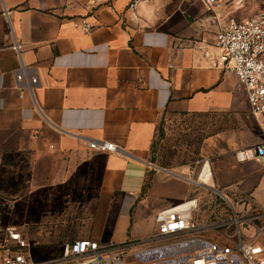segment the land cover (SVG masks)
I'll return each instance as SVG.
<instances>
[{
	"label": "crops",
	"instance_id": "1",
	"mask_svg": "<svg viewBox=\"0 0 264 264\" xmlns=\"http://www.w3.org/2000/svg\"><path fill=\"white\" fill-rule=\"evenodd\" d=\"M132 1L0 0V196H20L25 187L73 189L86 196L83 213L70 219L79 238L143 242L155 213L193 191L188 178L152 165L161 118L220 112L244 127L221 134V147L211 151L214 182L264 208V166L253 156L263 138L248 134L234 72L213 63L218 24L244 18L235 1L218 0L213 11L201 0H138L130 8ZM81 18L89 30L73 25ZM18 70L24 84L16 82ZM33 75L39 82L31 86ZM102 139L118 150L88 146ZM51 177L57 182L41 181ZM58 217L39 221L67 220Z\"/></svg>",
	"mask_w": 264,
	"mask_h": 264
},
{
	"label": "built area",
	"instance_id": "2",
	"mask_svg": "<svg viewBox=\"0 0 264 264\" xmlns=\"http://www.w3.org/2000/svg\"><path fill=\"white\" fill-rule=\"evenodd\" d=\"M138 0H133L134 8ZM218 0H201L213 11ZM84 31L90 23L74 20ZM213 45L218 49L214 65L232 70L244 93L248 113L263 138L253 146L255 160L264 166V10L242 19L230 18L218 24ZM20 44L12 48L20 52ZM208 55V51H204ZM18 84H24L21 70L15 72ZM38 76L29 78V85L38 84ZM88 146L97 151H116V144L107 140H91ZM193 186L213 195L204 219L195 218L200 198L192 196L158 210L155 228L147 240L100 242L93 238H76L61 244V253L51 258L31 261L23 251L28 247L15 225L0 230V264H264V246L257 242L263 228L253 235L246 226L264 215V208L255 205L249 193L229 196L215 186L211 159L200 162L195 177L187 179ZM208 204V201H207ZM240 205V211L236 206ZM225 207V211L219 208ZM255 214H254V213ZM240 224H244V231Z\"/></svg>",
	"mask_w": 264,
	"mask_h": 264
},
{
	"label": "rangeland",
	"instance_id": "3",
	"mask_svg": "<svg viewBox=\"0 0 264 264\" xmlns=\"http://www.w3.org/2000/svg\"><path fill=\"white\" fill-rule=\"evenodd\" d=\"M234 1L239 8V13L244 18L264 10V0ZM243 127V123L232 113L165 114L158 124L150 148V160L155 169H162V173L170 171L185 178H193L199 170L201 160L209 157L211 151L221 147V134L227 131L243 130ZM248 129L249 136H261L251 117ZM27 175V173L23 175L24 180H21L25 185H28L27 181H29ZM41 181L43 183L57 182V178L51 177ZM215 186L227 194L235 205L232 194L226 193L224 188H221L217 183ZM192 189V196L200 198V208L194 213V216L202 220L205 218V213L209 211L213 195L193 186ZM29 190H31L29 187H25L23 192L26 193L20 194V196L13 194L0 196V230L3 231L8 225H15L28 244V247L23 251L29 260H45L59 255L62 243L79 238L77 231L80 227L70 219L83 213V209L80 208L84 205L79 201L85 200L86 196L75 193L73 189L57 186L37 189L34 193H30ZM67 190L71 191V194H67ZM72 192L74 193L72 194ZM19 197L22 199L17 204L13 203ZM35 200L42 202L41 208L43 209L41 211H36ZM47 204L48 207H43ZM236 208L240 211L241 206L237 205ZM223 209L225 211L223 206L219 208L221 211ZM48 214H56L59 216L58 218L67 220H55L51 223L39 221ZM37 215L40 218L38 220L35 219ZM244 226V224H240L242 231H244ZM246 228L249 236L256 233L257 228H263L257 242L264 246V215L253 220Z\"/></svg>",
	"mask_w": 264,
	"mask_h": 264
},
{
	"label": "trees",
	"instance_id": "4",
	"mask_svg": "<svg viewBox=\"0 0 264 264\" xmlns=\"http://www.w3.org/2000/svg\"><path fill=\"white\" fill-rule=\"evenodd\" d=\"M146 186H147V184H146Z\"/></svg>",
	"mask_w": 264,
	"mask_h": 264
}]
</instances>
